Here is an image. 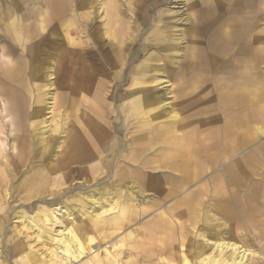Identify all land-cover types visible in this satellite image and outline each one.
<instances>
[{"label":"rangeland","instance_id":"1","mask_svg":"<svg viewBox=\"0 0 264 264\" xmlns=\"http://www.w3.org/2000/svg\"><path fill=\"white\" fill-rule=\"evenodd\" d=\"M3 1L4 10L9 8L8 11L11 10L22 21V26L25 24L29 27L26 34L35 35L32 37L33 42L42 40L37 25L41 18L49 25L48 33H51V28L57 29L62 22L72 21L70 39L86 41L87 47L83 49L85 60L95 70L107 71V80L110 81L106 83L104 92L108 94L104 106L102 103V107L97 109L98 115H93L89 109L88 113L95 117L94 124H101L113 138L116 137L117 146L111 152L109 149L103 151L104 164L98 178L81 189H64L55 202H48L51 199L48 196H44V201L34 198L36 189L25 183L31 173L23 167L15 175H9L8 181L0 184V204L4 203L3 211L0 210V264H24L12 252L11 235L15 230L22 237H29L34 249L42 253L41 259L50 261V264H63L56 259L54 247L42 245L34 233H27L19 226V211L24 210L33 215L38 204L49 208L62 207L78 194L87 198L101 193L112 182L117 184L122 194L121 205L131 208L132 220L110 240L92 242L83 257L70 264H83L96 254L103 256L111 242H117L129 233L140 242L143 239L146 241V225L158 223L161 217L168 221L188 222L185 217L178 215L186 204L200 203L202 222L218 228L233 227L231 216H236L238 211L230 213V209H241L240 206L254 207L250 211L248 208V212L243 210L247 214L251 212L256 221L263 224L264 87L257 86L256 92L245 91L249 103L242 94V88L248 89L251 86L249 80L253 78L264 83V0ZM107 2L112 7L109 16L106 12ZM63 8L66 10L65 15L61 13ZM86 19L92 20L91 23ZM77 26L79 33L74 30ZM157 31L162 37L156 38ZM55 32L60 36L59 43H62L66 29L60 27ZM99 34L104 35L101 38ZM0 37L4 47L8 43L19 48L17 44L8 42L1 31ZM113 38L117 39L116 42ZM46 45L44 52L48 50L47 53L55 55L59 52L60 58L67 57L65 44L57 49L59 51L45 48ZM115 45L114 51L123 53L118 57L121 65L118 71H122L117 77L113 70L100 66L102 61L99 63L95 60L97 54L104 55ZM105 63L110 64L108 61ZM77 64V68L82 70L84 63L79 61ZM46 67L55 68L51 64ZM243 79L246 80L244 85ZM135 81L152 88L148 98L153 103H167L168 108L166 105L162 114L168 119L167 113L172 111L171 114L177 118L176 135L187 137L191 149L188 156L184 157L177 150H166L160 139L143 151L140 146L138 149L129 146L130 138L137 139L142 132L132 124L127 109L118 99L127 94ZM56 89L50 91L56 97L68 91ZM228 99L233 102V111L236 113L234 122L223 108L228 104ZM47 102L49 104L52 101ZM94 103L98 105L97 101ZM117 107L121 111L120 115ZM101 111L107 115L100 117ZM46 113L48 115L42 117L45 125H49L51 131L59 128L53 138L52 132L45 133L47 145L61 147L67 130L64 126L60 127L62 119L57 110ZM77 116L75 114L70 121L77 123ZM51 151L59 155L60 150L52 148ZM179 163L186 167V171L178 167ZM131 170L134 171V179L129 177ZM70 181L74 185L83 182L76 172ZM61 183L57 177L48 184L50 188L46 185L42 189L46 195H53L58 188L56 190L52 185L59 186ZM129 194L132 201L125 204L124 198ZM24 198L30 200L32 206L24 202ZM245 223L244 218L239 217V225L243 227ZM57 229L55 233L59 231ZM251 234L249 237H252ZM229 240L236 242L232 238ZM260 242L262 244L264 240ZM261 244L255 242V246L249 249L261 253ZM138 257L134 255L132 260ZM258 260L259 264H264V258Z\"/></svg>","mask_w":264,"mask_h":264},{"label":"bare ground","instance_id":"2","mask_svg":"<svg viewBox=\"0 0 264 264\" xmlns=\"http://www.w3.org/2000/svg\"><path fill=\"white\" fill-rule=\"evenodd\" d=\"M111 9V3L107 2L108 16ZM65 11L63 8L61 13L65 15ZM14 15V13L10 14L11 17L7 20L0 18V31L4 38L19 46L17 48L5 43L4 47L1 45L0 37V184L8 181L9 175H15L16 171L23 167L31 173V177H27L25 183L36 189L33 192L34 198L44 201L46 199L44 196H48L51 198L48 202H55L57 197L64 193V189L67 191L81 189L90 184L91 180L98 178L104 164L103 151L109 149L111 152L112 148L117 146L116 137L113 138L101 124H94L93 116H97V109L105 104L104 100L108 93L104 92V89L106 83L110 81L107 80V71H97L88 65L83 54V49L87 47L86 41L70 39L69 34L73 30L71 20H67L64 24L62 22L63 25L60 24L55 29L59 30L60 27L66 29V33L62 35V43H59V34L52 28L51 33L50 31L48 33V24L41 18L37 21V25L42 40L33 42L32 37L35 35L26 34L29 27L25 24L22 26V21ZM86 20H89V24L92 21ZM4 26H6L5 30ZM74 30L79 33L78 26ZM158 31L156 38L162 37ZM103 35L99 34L98 37L102 38ZM113 39L116 42L117 39ZM44 43H47L45 48H54L55 51H59L57 49L65 44L67 57L60 58L59 52L56 55L47 53L48 50L44 52ZM114 49L116 45L110 47L104 55L97 54L95 60L99 63L102 61L100 66L103 69L113 70L114 76L117 77L122 71H118V67L121 66L118 63V57L123 53L115 52ZM59 61L62 62L59 63ZM79 61L84 63L82 70L77 68ZM105 61L110 64L107 65ZM47 64L55 68L46 67ZM57 66H59L58 69ZM53 79L54 82H52ZM242 81L244 85L246 80ZM249 81H251V86L248 88L250 90L244 86L242 88L244 90L242 94L247 103L249 99H246L248 96L245 91L256 92L257 86L264 87L263 81L257 78ZM56 87L68 91L56 97L50 92ZM150 90H152L150 86L147 87L135 81L127 94L118 99L119 103L123 102L127 109L132 124L138 126L142 132L137 139L130 138L129 146L132 148L136 146V149L140 146L143 151L155 140L160 139L167 147L166 150H177L176 152L184 157L188 156L191 149L187 137L176 135L177 118L171 114L172 111L167 113L168 119L164 118L162 113L167 103L163 101L153 103L149 100ZM46 100L52 102L48 104ZM228 100V104H225L223 108L234 122L236 113L233 111V102ZM95 101L98 105H95ZM86 105L89 106L86 107ZM166 107L168 108V105ZM88 109L93 115L88 113ZM56 110L62 119L60 127L64 126L67 131L63 136L61 147L58 145L48 147L45 133L52 132L53 138L58 134L59 128L51 131L42 117L48 115L46 111L50 114ZM117 113L121 114L119 107H117ZM75 114H78L77 123L70 121ZM106 115V112L101 111L100 117ZM52 148L60 150L59 155L52 152ZM178 167L186 171V167L180 163ZM74 172L82 179L81 185H74L73 181H70ZM133 173V170L129 171L131 179H134ZM57 177L61 180V185L53 184L52 186L58 190H55L53 195L48 193L46 195L42 188ZM113 177L116 178L115 172ZM158 180L161 179L158 178ZM37 187L41 189L38 191ZM122 198L117 184L112 182L107 190L96 195H89L87 198L78 194L65 202L62 207L49 208L38 204L33 215L20 210L21 220L19 218L18 224L27 233H34L42 245L54 247L57 252L56 259L63 264H70L82 258L86 248L92 242L110 240L116 232L130 223L133 216L132 213L130 214L131 208L121 205ZM29 201L24 198V202ZM131 201V194L124 198L125 204ZM3 204H0L1 211L4 208ZM28 204L32 206V203ZM200 207V203L186 204L185 209L178 215L185 217L188 222H174L171 218V221H168L161 217L158 223L146 225L148 227L144 233L146 241L143 239L140 242L132 233H129L121 240L111 242L103 256L96 254L92 260H87L83 264H259L258 258H264V243L260 242L264 240V222L261 224L256 221L255 215L253 217L251 212L247 214L249 206L230 209V213L238 211L236 216H231L234 226L221 228L203 223ZM253 208H249V211ZM106 216H109L108 220ZM239 217L244 218L245 226L239 225ZM57 227L59 231L55 233ZM250 233L253 234H251L252 237H249ZM11 238H13L12 252L18 261L24 264H50V261L41 259L42 253L34 249L35 246L31 244L28 236L22 237V234L15 230ZM230 238L236 242H231ZM255 242L261 244L260 248L263 252L258 253L249 249L255 246ZM134 255L139 257L132 260Z\"/></svg>","mask_w":264,"mask_h":264},{"label":"crops","instance_id":"3","mask_svg":"<svg viewBox=\"0 0 264 264\" xmlns=\"http://www.w3.org/2000/svg\"><path fill=\"white\" fill-rule=\"evenodd\" d=\"M8 9L9 8H7L6 11L4 10V1L0 0V18L6 20V18L9 19L11 17L10 14H12L13 12L11 10L8 11Z\"/></svg>","mask_w":264,"mask_h":264}]
</instances>
